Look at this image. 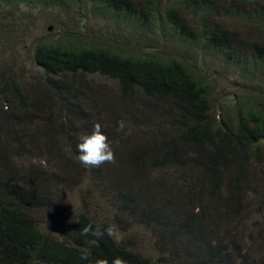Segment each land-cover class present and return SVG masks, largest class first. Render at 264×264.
I'll use <instances>...</instances> for the list:
<instances>
[{
  "label": "trees",
  "instance_id": "trees-1",
  "mask_svg": "<svg viewBox=\"0 0 264 264\" xmlns=\"http://www.w3.org/2000/svg\"><path fill=\"white\" fill-rule=\"evenodd\" d=\"M34 1L44 6L65 2ZM154 1L84 0L106 15L124 16L136 24L159 17ZM184 9L193 11L191 23ZM161 19L178 40L227 54L242 66L264 72V0H168ZM33 62L45 79L49 93L41 96L45 99L30 101L12 77L0 83V264H89L97 258L111 264L115 257L126 264H255L254 252L242 251L234 240L220 236L219 229L236 225L247 214L254 165L264 155V109L242 107L232 120L216 119L210 114L207 85L178 60L152 53L68 40L38 44ZM90 75L116 83L120 109L132 118L161 113L172 121L170 134L159 143L153 144L151 136L127 147L128 159L124 158L126 172L141 180L146 191L165 187L167 192L155 191L158 198L152 194L150 199L149 192L133 193L121 182L113 196L118 211L159 234L160 245L168 252L166 260L146 259L107 233L99 239L82 236L80 229L87 224L109 228L82 212L69 223H52L53 235L43 233L34 217V212L48 209L46 195L34 170L22 176L12 159L23 151L24 139L34 144L43 137L50 142L52 125L58 121L72 146L90 134L95 115L78 88L87 85ZM46 108L54 109V114L49 111L47 125L30 134L27 120L42 121ZM85 249L90 253L87 260L81 258ZM259 259L256 264H264V252Z\"/></svg>",
  "mask_w": 264,
  "mask_h": 264
},
{
  "label": "rangeland",
  "instance_id": "rangeland-1",
  "mask_svg": "<svg viewBox=\"0 0 264 264\" xmlns=\"http://www.w3.org/2000/svg\"><path fill=\"white\" fill-rule=\"evenodd\" d=\"M11 2L0 4V83L12 77L30 101L42 100L49 95L43 84V74L33 62L35 47L70 40L178 60L196 79L207 85L210 114L216 119L232 120L235 111L242 107L264 109V72L256 67H244L242 61L233 60L227 54L178 40L161 19L168 0L154 1L160 18L156 17L151 23L137 24L124 16L106 15L99 7L84 0H62L64 3L46 6L34 0L26 4H16L15 1L9 4ZM183 12L189 23L194 21L193 11L184 9ZM192 26L191 31L198 34ZM86 78L87 85L78 87L84 94L81 98L86 100L87 107L95 115L93 125L99 123L107 136L115 161L98 167H85L79 161L76 145H71L68 132L62 129L64 127L59 121L52 125L54 138L50 142L43 137L41 143L34 144L24 139L23 151L12 161L22 176L29 169L34 170L39 178V189L49 204L47 210L34 212V217L43 233L53 235L52 223H69L82 212L96 223L111 227L115 241L123 240L132 252L153 261L157 258L166 260L168 252L161 247L159 234L118 211L113 196L115 186L121 182L124 189L133 193L149 192L150 199L152 194L158 198V194H164V190L167 192L165 187L146 191L141 180L126 172L124 158L128 159L127 147L151 139V136L156 140L153 144L159 143L158 140L170 134L168 125L172 121L166 119L167 114L161 113L146 116L147 112H144V118H132L120 109L122 102L114 81L97 75ZM43 95L45 97L41 98ZM49 111L54 114V109L46 108L40 122L31 117L27 120L30 134L37 127L47 125ZM84 112L87 114L86 109ZM114 114L116 117H112ZM121 120L124 128L118 130L117 121ZM104 165L111 171L108 172ZM254 166L251 191L247 194V214L236 225L219 229V234L234 240L242 251L254 252L252 257L256 264L261 263L259 257L264 252V155ZM170 173L171 170L168 175ZM117 174L119 178L114 176ZM113 176L117 182L113 181Z\"/></svg>",
  "mask_w": 264,
  "mask_h": 264
},
{
  "label": "clouds",
  "instance_id": "clouds-1",
  "mask_svg": "<svg viewBox=\"0 0 264 264\" xmlns=\"http://www.w3.org/2000/svg\"><path fill=\"white\" fill-rule=\"evenodd\" d=\"M118 130H123L124 121H117ZM77 151L80 153L79 161L85 167H98L103 163H114L115 156L112 151L107 136L102 132L101 125L99 123L93 125V130L90 134H85L79 137V143L76 145ZM44 163L43 161L41 162ZM199 212V209H195ZM105 233L111 236L113 229L111 227L101 230L99 226L93 227L92 224H87L80 229L82 236L91 235L94 238L99 239ZM90 253L87 249L82 252V259L87 260ZM89 264H109V261L104 258H97L94 261H90ZM111 264H126V262L120 258L115 257L111 261Z\"/></svg>",
  "mask_w": 264,
  "mask_h": 264
}]
</instances>
